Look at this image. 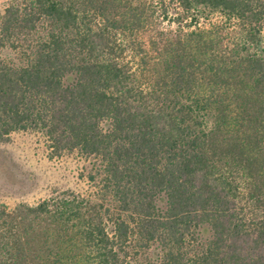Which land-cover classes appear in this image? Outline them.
Returning a JSON list of instances; mask_svg holds the SVG:
<instances>
[{
  "label": "trees",
  "instance_id": "16d2710c",
  "mask_svg": "<svg viewBox=\"0 0 264 264\" xmlns=\"http://www.w3.org/2000/svg\"><path fill=\"white\" fill-rule=\"evenodd\" d=\"M25 130L93 184L0 203V264H264V0H10L0 139Z\"/></svg>",
  "mask_w": 264,
  "mask_h": 264
},
{
  "label": "rangeland",
  "instance_id": "374dc122",
  "mask_svg": "<svg viewBox=\"0 0 264 264\" xmlns=\"http://www.w3.org/2000/svg\"><path fill=\"white\" fill-rule=\"evenodd\" d=\"M9 1L0 0V12ZM1 53L16 60L8 46ZM0 154L12 166V175L0 171V203L9 208L20 202L34 203L55 187L87 191L93 184L87 176L90 160L77 152L50 156L40 131H17L1 138Z\"/></svg>",
  "mask_w": 264,
  "mask_h": 264
}]
</instances>
